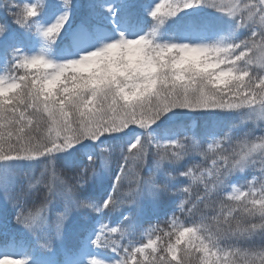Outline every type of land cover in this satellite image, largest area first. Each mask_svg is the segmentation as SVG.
Masks as SVG:
<instances>
[{"label":"snow or ice","instance_id":"snow-or-ice-1","mask_svg":"<svg viewBox=\"0 0 264 264\" xmlns=\"http://www.w3.org/2000/svg\"><path fill=\"white\" fill-rule=\"evenodd\" d=\"M41 3L5 0L0 8L20 28L34 26L47 48L68 23L72 0H62L63 10L47 26L36 20ZM126 7L134 15L136 5ZM199 7L231 20L229 34L189 42L158 39L166 20ZM106 10L115 16L111 5ZM144 10L152 23L143 34L128 38L120 32L77 58L54 62L44 50L26 55L13 49L0 75V196L15 209V223L33 235L59 207L52 221L55 239L80 210L115 212L145 197L182 196L165 221L167 230L152 227L146 240L130 238L136 225L123 222L128 216L118 226L101 223L82 247L112 256H90L85 264H264V0H156ZM190 24L194 33L210 27ZM5 30L0 24V34ZM179 113L237 119L219 135L208 128L198 132L193 124L158 138L153 126ZM107 141L118 148L91 147ZM77 146L81 153L73 151ZM197 158L210 166L190 164ZM181 163L182 170H169ZM246 172L239 187L231 183ZM104 176L110 187L102 201L81 198ZM181 178L187 187L169 186ZM194 183L203 192L193 199ZM229 187L225 203L220 194ZM177 212L189 221L180 223ZM40 247L51 251L52 240ZM0 264L28 261L3 255Z\"/></svg>","mask_w":264,"mask_h":264},{"label":"trees","instance_id":"trees-1","mask_svg":"<svg viewBox=\"0 0 264 264\" xmlns=\"http://www.w3.org/2000/svg\"><path fill=\"white\" fill-rule=\"evenodd\" d=\"M143 0H128V3L125 5L121 4L120 9L126 10L127 13L130 11L129 8L126 7L128 4H135L136 7L133 10L134 15H130V22L133 24H140L146 31L149 29L151 25V19L142 14L140 3ZM0 3H5V0H1ZM62 5V0H42L40 5V17H44L47 15L52 9ZM6 6V5H5ZM49 6V7H48ZM72 7L74 8V18L76 21H80L82 24L87 26L88 29L92 27V25L96 22L101 10L97 6V0H72ZM6 13L4 8H0V13ZM45 12V14L43 13ZM7 14V13H6ZM4 16V14L2 15ZM1 16V17H2ZM0 17V19H2ZM3 20V19H2ZM198 20L202 22H208L210 27L204 33H194L190 24V21ZM5 21V20H3ZM232 26V21L227 17L221 15L218 12H215L212 9L206 7H199L196 9H187L181 13H179L175 17H171L165 21V24L160 28V35L158 37L159 40H172L176 41L182 36L184 32H188L192 36L201 37L204 35L206 39H218L220 36H227L229 34L230 28ZM16 38L21 39V35H14V37L10 38L11 42H14ZM7 43L0 44V52L4 53L6 49ZM50 46L54 48H64L65 46H70V43L66 37L65 32H60L55 42L50 44ZM5 54V53H4ZM237 117L234 114H221V113H179L176 115L172 121H167L163 124H159V126L154 125L153 131L157 135H161L166 132L167 134H173L174 131H177L179 126H183L187 129L190 123L195 125L196 130L199 132L204 128L214 129L215 133L222 134L226 131L229 125L235 120ZM235 132H240L242 129H236ZM177 134H180L177 132ZM89 143V142H88ZM104 147L111 146L112 148H118V144L113 141H107L103 145ZM207 147V145L205 144ZM95 150V149H94ZM73 151L77 153H81V147L77 146ZM99 151V148L96 149ZM64 154H60L58 156V161L63 159ZM190 164L200 165L201 167H208L211 164V161H207L205 163L201 159L197 158L192 160ZM24 168L27 169L28 165L23 164ZM189 165H185L187 168ZM184 164L181 163L174 168L169 170L176 171L177 169L182 170ZM249 173H245L243 175H236L232 177V180H236L239 183L243 184L244 180L248 178ZM163 180V177H161ZM184 183L183 178L170 182V187L175 188L177 186L183 188L187 187L188 184ZM196 184L192 185V198L194 199L196 195L200 194L199 187L196 188L197 194H193ZM110 187V179L107 176H104L99 182H94L89 185L87 189L80 194L81 198H90L97 202L102 201L104 195ZM211 187V185L209 186ZM129 188L128 183L126 182L122 188V192H126ZM199 192V193H198ZM228 193L225 191L220 194V199H223L225 203H228L226 197ZM182 196H167L161 195L158 200H152L151 198L145 197L139 200L137 203L132 205H125L119 210L115 212H109L107 210L102 213H94L89 209V218L84 223L83 227L81 225L76 231L73 233H66L62 235L61 243H63L66 249H69L70 252H76V250L82 245L84 241V235L92 230L96 223H105V220L111 222L110 226H118L123 221V217L128 216L130 219L128 221H123L125 224L134 222L136 225L135 237L134 234L130 237L133 240L147 239L148 231L152 227L165 228L167 230V226L165 221L171 220L172 212L175 207L179 205ZM203 208V205L200 206ZM61 210L59 207L53 209L50 213L49 218H54V212ZM84 210V209H83ZM82 210V211H83ZM88 209H85V211ZM179 217L180 223H185L189 221V217L187 214L176 213ZM15 209H13L10 205H8L6 209V215L0 214V240L6 239L12 240L17 239L19 242L23 244L27 243V248L29 250L34 249L37 245V242H43L44 239L38 237L36 239H29L22 232H8V226L13 227L15 225ZM88 216L87 213H81L79 215V220L82 218H86ZM193 219L197 217H192ZM118 219V221L116 220ZM3 232V233H2ZM71 232V231H68ZM162 234V233H161ZM118 238V235L117 237ZM154 238V237H153Z\"/></svg>","mask_w":264,"mask_h":264},{"label":"rangeland","instance_id":"rangeland-1","mask_svg":"<svg viewBox=\"0 0 264 264\" xmlns=\"http://www.w3.org/2000/svg\"><path fill=\"white\" fill-rule=\"evenodd\" d=\"M48 0H46L47 2ZM134 1V0H132ZM1 2V0H0ZM29 2H35V0H29ZM156 0H143L140 3V8L142 14L147 16L145 13V8H150ZM128 0H97V6L101 10L96 22L92 25L90 29L87 28L80 21H76L74 18V8L72 7L69 13V21L64 25L61 32L66 33V37L70 43V46H65L64 48H52L50 45L45 48V44L41 36L36 32L35 27L31 28H20L18 25L12 23L11 17L6 13H0V24L6 25V30L4 34H0V44H6V51L4 53L0 52V75L5 72L8 60L11 57L13 49L19 48L26 55L40 54L44 50V54L47 58L53 60L54 62H62L66 59L77 58L82 52L89 51L94 48L100 47L102 44L110 42L111 40L118 37L120 32H123L126 37L134 38L137 35L143 34L146 30L140 24H133L129 19V12L126 10H121L120 5H125ZM111 5L115 10V16L113 17L107 10V6ZM49 7V6H48ZM61 5L52 9L44 17L38 16L36 18L37 22L42 26H47L53 23L58 15L62 11ZM45 14V12H43ZM40 15V14H39ZM148 17V16H147ZM14 35H21V39L16 38L14 42L10 41L11 37ZM191 39H200L198 36H192L188 33H184L177 42H189ZM166 41V40H165ZM190 125H192L190 123ZM155 134V133H154ZM217 134V133H216ZM158 138H165V136H171L172 134H167L166 132L161 135L155 134ZM88 144V142H85ZM94 146L93 149H98L101 145L99 142ZM207 148L206 146H204ZM25 164L24 162H22ZM207 167V166H206ZM203 168V167H202ZM198 174V173H197ZM249 176V175H248ZM250 178V177H249ZM231 183L236 184L237 187L241 183L236 180H231ZM210 186V185H209ZM199 187V192H203V185L196 184L193 194H197L196 188ZM212 187V186H211ZM198 192V193H199ZM231 192L229 187L226 191ZM8 205L4 203L2 196H0V214L6 215V209ZM87 213L86 218L79 220V215L81 213ZM80 210L74 213L69 220L66 221L62 235L66 233H73L78 228L83 227L89 217V209L85 211ZM54 218H49V223L47 226L37 229L35 235L25 230L22 226L15 223L13 227L8 226L6 231L10 232H22L29 239H36L41 237L44 239L43 242H37L34 249L29 250L27 248V243L23 244L17 239L12 240H0V256L3 255H13L19 257H25L28 264H85V261L90 256H95L97 259L108 261L112 253L106 249H94L89 245L87 248H83L82 245L76 250L77 252H70L69 249L63 248L64 245L61 243V239H55L54 237V227L52 221ZM118 221V219H116ZM105 224L111 225V222L105 220ZM100 223H96L95 227L88 231L85 237L90 240L94 237L96 230L98 229ZM160 228L162 227L159 226ZM71 231V232H68ZM3 233V232H2ZM135 237V234H134ZM52 240V250L46 251L40 247L41 244L47 243Z\"/></svg>","mask_w":264,"mask_h":264}]
</instances>
